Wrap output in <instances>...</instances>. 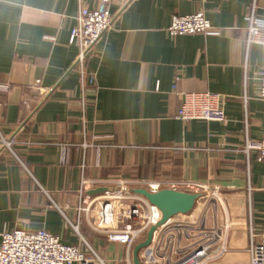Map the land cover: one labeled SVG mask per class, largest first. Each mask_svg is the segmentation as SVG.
Returning a JSON list of instances; mask_svg holds the SVG:
<instances>
[{
  "label": "crops",
  "instance_id": "0c3cea01",
  "mask_svg": "<svg viewBox=\"0 0 264 264\" xmlns=\"http://www.w3.org/2000/svg\"><path fill=\"white\" fill-rule=\"evenodd\" d=\"M97 3L0 0V137H15L13 153L0 144V241L4 230L46 229L77 245L79 220L108 264H129L128 253L134 264L135 245L109 241L78 215L82 178L89 198L120 181L133 189L145 178H187L224 195L205 219L220 235L208 264H250L251 232L264 233V162L243 149L264 133V46L247 48L246 16L264 0L115 2L113 26L87 59L91 82L74 68L70 36L80 9ZM199 11L219 34L169 33L174 15ZM206 91L222 95L226 121L177 118L182 93ZM197 204L172 224L198 232ZM165 237L158 231L151 248Z\"/></svg>",
  "mask_w": 264,
  "mask_h": 264
},
{
  "label": "built area",
  "instance_id": "2783aa9c",
  "mask_svg": "<svg viewBox=\"0 0 264 264\" xmlns=\"http://www.w3.org/2000/svg\"><path fill=\"white\" fill-rule=\"evenodd\" d=\"M132 1L98 0L95 8L84 6L80 9L77 23L71 31L70 43H77L79 46L74 68L79 70L84 80L89 76L90 81L95 82V75L88 70L87 59L98 41L113 26V4L120 2L126 7ZM246 20L247 48L253 44L264 46V5L262 11L258 12L254 3ZM168 31L172 35H216L220 32L203 11L190 15H174ZM259 82V97L263 102L264 112V71L259 73ZM41 84L40 79L36 80L34 88L40 89ZM181 98L182 106L177 118L182 121L224 122L227 119L220 93L184 92ZM0 144L2 148H8L13 153L15 137H5L1 134ZM62 148L65 150V146ZM243 151L247 156L255 151L258 160L264 162V133L260 139L248 137ZM88 182V179L82 178L77 213L86 219L93 230L107 233L109 241L127 244L130 250L139 239L146 237L152 225L161 220L162 213L157 206L151 204L144 196L129 190L131 182L120 181L112 191H106L95 198L86 196ZM135 184L152 192L164 188L188 192L207 188L204 184L187 178H145ZM126 205L129 207L126 208ZM79 222L78 220V223L73 225L80 236V243L77 245L63 242L59 236L46 229L4 230L0 241V264H108L80 234ZM162 229L166 233L164 247L160 242L156 249L151 246L144 248L143 254H139L141 264H208L214 258V245L220 237L218 230L207 229L203 223L195 233L192 226H176L172 224L171 219L156 230L154 239ZM222 251H225V246H222ZM248 251L250 264H264V233L251 232ZM127 262L131 264L130 253Z\"/></svg>",
  "mask_w": 264,
  "mask_h": 264
},
{
  "label": "water",
  "instance_id": "95a60500",
  "mask_svg": "<svg viewBox=\"0 0 264 264\" xmlns=\"http://www.w3.org/2000/svg\"><path fill=\"white\" fill-rule=\"evenodd\" d=\"M113 189L114 188L112 187H103L97 191L105 193L106 191H112ZM129 190L147 198L149 202L157 206L162 213L161 220L156 225H152L149 228L145 240L137 243L133 249V263L141 264L139 258L140 251L152 244L156 230L168 223L172 218L192 212L197 202L203 197V194L199 192L180 191L169 188L160 189L156 192L149 191L143 187H137ZM90 193L93 194L96 193V191H91Z\"/></svg>",
  "mask_w": 264,
  "mask_h": 264
},
{
  "label": "rangeland",
  "instance_id": "374dc122",
  "mask_svg": "<svg viewBox=\"0 0 264 264\" xmlns=\"http://www.w3.org/2000/svg\"><path fill=\"white\" fill-rule=\"evenodd\" d=\"M201 193L203 194V197L201 198V200H199L197 204L198 208L196 207V211L198 212V214H200V216L197 217L199 219L196 220V227H198L200 224L205 223L207 214L209 216L212 215V212L214 211L216 205L221 201L222 197L224 196H222V193L220 194L212 188H206ZM127 207H129V205H126V208ZM177 218H179L180 220L184 219L185 221H187L189 219V216H177Z\"/></svg>",
  "mask_w": 264,
  "mask_h": 264
}]
</instances>
